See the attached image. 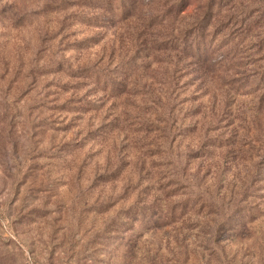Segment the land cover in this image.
I'll return each instance as SVG.
<instances>
[{"label": "rangeland", "instance_id": "374dc122", "mask_svg": "<svg viewBox=\"0 0 264 264\" xmlns=\"http://www.w3.org/2000/svg\"><path fill=\"white\" fill-rule=\"evenodd\" d=\"M0 264H264V0H0Z\"/></svg>", "mask_w": 264, "mask_h": 264}, {"label": "trees", "instance_id": "16d2710c", "mask_svg": "<svg viewBox=\"0 0 264 264\" xmlns=\"http://www.w3.org/2000/svg\"><path fill=\"white\" fill-rule=\"evenodd\" d=\"M119 10H121L122 15L125 14V9H124V8H121V6H119ZM208 17H209V13L206 14V16H205V18L203 19L202 22H206V21H207L206 19H208ZM198 27H199V26H197V28H198Z\"/></svg>", "mask_w": 264, "mask_h": 264}]
</instances>
